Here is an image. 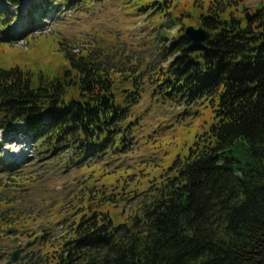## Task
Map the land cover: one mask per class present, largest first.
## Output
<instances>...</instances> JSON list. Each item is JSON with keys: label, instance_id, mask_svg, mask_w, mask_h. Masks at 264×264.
Returning a JSON list of instances; mask_svg holds the SVG:
<instances>
[{"label": "trees", "instance_id": "trees-1", "mask_svg": "<svg viewBox=\"0 0 264 264\" xmlns=\"http://www.w3.org/2000/svg\"><path fill=\"white\" fill-rule=\"evenodd\" d=\"M22 1L0 0V12L1 3ZM199 7L194 17L170 6L167 23L178 35L164 46L161 68L148 75L146 68L108 69L90 49L73 54L64 38L56 48L61 66L0 67V129L28 133L39 153L65 147L80 168L133 143L138 77L180 105L208 99L215 112L174 169L144 191L136 213L116 223L109 212L89 208L72 222L73 236L60 251L24 256L22 264H264V3L209 0ZM185 17L214 33L204 51L188 50ZM5 22L0 15L2 40L9 38ZM127 77L131 87L119 88ZM5 203L0 226L8 221Z\"/></svg>", "mask_w": 264, "mask_h": 264}, {"label": "rangeland", "instance_id": "rangeland-1", "mask_svg": "<svg viewBox=\"0 0 264 264\" xmlns=\"http://www.w3.org/2000/svg\"><path fill=\"white\" fill-rule=\"evenodd\" d=\"M24 1L20 6L1 3L0 15L6 20L4 36L9 38L0 39V67L15 64L36 70L61 66L65 59L56 48L64 38L73 54L90 49L95 56L101 55L108 69L161 68L164 46L169 47L178 35L176 26L167 23L173 10L170 6L176 7L175 15L188 11L197 17L199 3H209L171 0L167 6V0ZM241 1L251 7L264 3ZM31 10L36 20L23 17ZM190 18L185 17L183 33L194 25L188 23ZM21 29L26 31L21 33ZM128 78L119 88L131 87ZM138 80L141 97L130 107L129 116L133 143L118 154L91 159L82 168L71 164V153L65 147L39 153L41 148L28 133L0 129V200H6L2 216L8 220L0 226V264L8 262L18 248H23L20 261L24 256L60 251V244L73 236V229H69L72 222L89 208L109 212L116 223L126 220L138 211L151 183L172 171L213 123L214 106L208 99L180 105L163 96L162 88L153 93L156 84L147 78ZM11 227L17 232L9 234Z\"/></svg>", "mask_w": 264, "mask_h": 264}, {"label": "water", "instance_id": "water-1", "mask_svg": "<svg viewBox=\"0 0 264 264\" xmlns=\"http://www.w3.org/2000/svg\"><path fill=\"white\" fill-rule=\"evenodd\" d=\"M184 35L189 40V44L187 47L189 51L202 52L208 47L207 41H209L214 36V33L203 26L196 27L194 25H189L185 28ZM16 232L17 229H14L13 227L8 229L9 234ZM14 240L17 241L18 238L16 237ZM22 250L23 248H18L13 253H11L10 260L5 264H11V263L22 264L19 261Z\"/></svg>", "mask_w": 264, "mask_h": 264}, {"label": "bare ground", "instance_id": "bare-ground-1", "mask_svg": "<svg viewBox=\"0 0 264 264\" xmlns=\"http://www.w3.org/2000/svg\"><path fill=\"white\" fill-rule=\"evenodd\" d=\"M24 152V151H23Z\"/></svg>", "mask_w": 264, "mask_h": 264}]
</instances>
